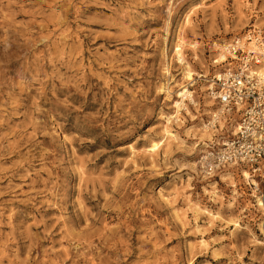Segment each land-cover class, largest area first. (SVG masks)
<instances>
[{
	"label": "rangeland",
	"instance_id": "1",
	"mask_svg": "<svg viewBox=\"0 0 264 264\" xmlns=\"http://www.w3.org/2000/svg\"><path fill=\"white\" fill-rule=\"evenodd\" d=\"M254 28L264 0H0V264H264V177L208 164L234 109L200 153L214 43ZM179 29L202 77L167 124Z\"/></svg>",
	"mask_w": 264,
	"mask_h": 264
},
{
	"label": "built area",
	"instance_id": "2",
	"mask_svg": "<svg viewBox=\"0 0 264 264\" xmlns=\"http://www.w3.org/2000/svg\"><path fill=\"white\" fill-rule=\"evenodd\" d=\"M244 38L245 42L237 37L226 44L225 67L212 77V97L227 110L240 106V118L236 133L211 153L209 163L211 167L246 164L253 175L264 177V34L249 29ZM252 40L263 47L262 52L247 48Z\"/></svg>",
	"mask_w": 264,
	"mask_h": 264
},
{
	"label": "bare ground",
	"instance_id": "3",
	"mask_svg": "<svg viewBox=\"0 0 264 264\" xmlns=\"http://www.w3.org/2000/svg\"><path fill=\"white\" fill-rule=\"evenodd\" d=\"M204 1V0H202ZM189 10L188 12L184 15V24H188L189 20H190V12H193L195 5L193 4H189L188 6ZM190 13V14H189ZM255 29V28H254ZM183 31H181L179 29L178 31V35L176 36V40H174L173 45L170 47V49H166L164 51L163 49V55H166L167 60L166 63L164 64V71L166 73L169 72V64L171 62V60H173V58H175L176 63L179 65V67L181 68L182 71V79H184L186 82L181 84V86L179 87V90H177L175 92V98L174 100H172V108H173V112L166 115V122L167 124L169 122H171L172 120L174 121H178V114H180L181 110H187V103L186 101H188L190 104L195 105V100H194V96H193V91L190 89V86L192 85L191 83L194 80V75L198 74L196 73L193 68H192V64L191 62L185 57L184 55V45L186 44V41L184 40V37L182 36ZM237 38V37H236ZM251 39V37H250ZM236 40V39H235ZM241 42H245V38H240ZM247 43V42H246ZM248 47L250 48L252 51H254L255 53H260L263 50V47L259 44H256L253 40L249 41ZM214 45L216 46L215 48V52L217 55L216 58V62L219 63V65H221V63L226 59H227V54H226V43H214ZM190 49L194 52V60H197V50H196V46L195 44H191ZM170 53L172 54V58H170ZM264 63V62H263ZM223 66V64H222ZM262 70H264V66L261 67ZM260 69V68H259ZM261 72V70L259 71ZM199 77H202V74H198ZM205 77V76H203ZM210 90H212V86L210 84V86H208ZM161 91H163L164 93L168 94L170 93V87L168 86V83H164L163 85H161ZM209 105L208 107L210 108L209 111L207 112L209 115V122L205 123L202 122V127H201V131H202V135L200 136V138H202L203 141V148L200 153H205L206 148H208V146H210V144L207 143V141H212V136L213 133L216 131L215 127H217L216 123L220 126V128H223V114L226 111H230V110H226V108H224L223 106L218 107L217 109H215V106L217 105L214 97L213 99L208 102ZM239 109L240 106L237 109H234L233 112L235 113V118L233 120H231V122L229 123V125L227 126V129L231 130L233 133L235 132V130H237V126H238V122H237V117L240 118V113H239ZM239 121V120H238ZM165 124L163 126L162 129V137L157 140V141H152L149 148H148V152L153 153L159 150L160 146L167 141L168 139H176L177 136L171 132L170 127ZM203 139H207V140H203ZM213 146L212 147H216L217 149H220L221 146L226 145L224 140H222L221 138H216L215 140L212 141ZM125 148H127L131 153L134 152V144H129L128 146H126ZM207 156L203 157V160L206 159ZM135 162V161H134ZM211 164V163H209ZM239 166V164L236 163H229L228 167L230 166ZM240 171H241V175L244 178H248V172L247 170L243 167L240 166ZM258 186V184H257ZM212 195H215L214 192H211ZM257 205L258 206H262L264 207V202L262 200H260V198L258 197L257 199ZM195 210L196 212L202 211L203 213H206L207 215L211 216L212 218H217L218 214H213L210 211L200 208L199 204L196 203L195 204ZM211 218V220H213ZM233 225L235 227H238L239 224L234 221Z\"/></svg>",
	"mask_w": 264,
	"mask_h": 264
}]
</instances>
